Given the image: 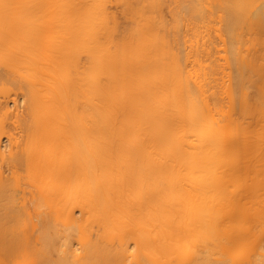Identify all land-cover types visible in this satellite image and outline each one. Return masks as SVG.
<instances>
[{"label":"bare ground","instance_id":"obj_1","mask_svg":"<svg viewBox=\"0 0 264 264\" xmlns=\"http://www.w3.org/2000/svg\"><path fill=\"white\" fill-rule=\"evenodd\" d=\"M1 69L0 264H264V0H0Z\"/></svg>","mask_w":264,"mask_h":264},{"label":"rangeland","instance_id":"obj_2","mask_svg":"<svg viewBox=\"0 0 264 264\" xmlns=\"http://www.w3.org/2000/svg\"><path fill=\"white\" fill-rule=\"evenodd\" d=\"M111 10L114 12L116 15L117 19L119 22L124 21V14L123 10L120 6H112ZM11 75L8 73H5L2 69L0 70V80L8 78L10 80ZM18 81H14L13 83L10 82V87L16 91H21L23 93L28 92V87L27 86H22V88H19L17 85ZM13 96V95H12ZM252 95H249L248 99H251ZM251 104H253L252 100L250 101ZM25 101L19 98L17 104H13L12 102L9 101V110L14 111L15 108L17 107L19 110H22L24 108ZM1 113V110H0ZM22 118V117H20ZM1 119V115H0ZM15 117H13L11 114L7 116L5 119V122L3 125H5V130H12L15 132V135L20 139V142L17 145H12L11 142L8 140L7 137L3 136L1 137V148L5 151V157L4 159H0V170L2 171L3 175H5L6 181H13L14 177L13 175L18 174L20 177H22L25 174V171L23 169L22 165H16L17 167L12 168V161L10 157L11 156L16 157L20 156V152L22 151L23 148V142H21V139L23 138V135L26 134L25 130V123L24 120L14 122V124H10L11 121H13ZM17 176V175H16Z\"/></svg>","mask_w":264,"mask_h":264}]
</instances>
